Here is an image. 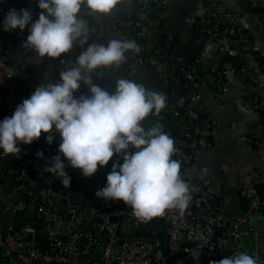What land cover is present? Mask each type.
Returning <instances> with one entry per match:
<instances>
[{
    "label": "built area",
    "instance_id": "1",
    "mask_svg": "<svg viewBox=\"0 0 264 264\" xmlns=\"http://www.w3.org/2000/svg\"><path fill=\"white\" fill-rule=\"evenodd\" d=\"M133 1L140 10L151 12L153 17L148 27L152 32H159L168 0ZM247 2L255 9L264 5V0ZM20 4V0H0V12L12 6L24 9ZM25 8L42 11L37 0H28ZM246 13L254 15L249 10ZM118 22L121 39L139 42L151 31L136 28L134 19ZM202 25V29H195L194 36L200 44H216L214 59L201 57L197 63L177 66L175 75L159 91L167 98L166 108L152 116L156 121L176 120L182 125L175 139L177 151L173 158L180 162L181 176L189 184L192 197L183 214L177 209L170 210L164 224L156 225L136 218L131 206L121 201L118 211L97 209L101 236L93 235L73 196L74 189L83 188L84 184L72 173L70 166L66 165L71 176L69 187L47 171V165L59 154L60 134L54 133L51 144L42 134L31 145L20 144L19 156L0 154L7 165L5 179L16 194L15 198L0 203V264H209L239 252H248L256 257L257 264H264V256L258 251H249L245 244L248 239L261 237L253 220L264 219V168L258 169L255 177L240 189L238 204L243 207L242 213H232L231 200L213 192V177L196 179L188 172L199 159L201 140L213 129V118L202 103L201 88L206 84L220 93H227L229 73L253 86L245 96L253 102L259 115L261 133L259 136L250 134L247 144L256 149L264 147V58L258 56L256 63L252 62V35L243 26V14L230 11L225 0H213ZM13 48L12 35L0 31V61L10 59ZM51 59L63 70L74 66L68 54ZM155 59L157 70L169 62L180 64L174 51L158 53ZM234 59H239V66L234 65ZM89 94L88 86L83 84L75 93L77 98ZM178 94L183 100L180 105L176 99ZM22 102L17 91L0 90V107L16 108ZM40 152H43L42 157L38 155ZM46 179L52 186L39 189L38 184ZM58 198L67 211L66 218L59 213ZM20 214L24 225L16 222ZM193 251H199V261L193 258Z\"/></svg>",
    "mask_w": 264,
    "mask_h": 264
},
{
    "label": "clouds",
    "instance_id": "2",
    "mask_svg": "<svg viewBox=\"0 0 264 264\" xmlns=\"http://www.w3.org/2000/svg\"><path fill=\"white\" fill-rule=\"evenodd\" d=\"M122 2L37 0L42 11L35 22L29 8L7 12L3 30L28 28L24 46L39 58H60L77 44L87 47L76 58L75 66L60 72L59 82L38 86L11 116L0 120V154L19 156L20 144L31 145L42 134L51 144L58 132L59 154L47 165V171L65 187L71 185L66 165L91 178L99 167L108 166L114 154L121 156L123 163L112 164L107 183L96 196L123 201L131 206L136 218L148 222L173 209L182 215L192 197L189 184L181 176L180 162L173 158L177 151L174 139L162 125L143 126L150 116L166 108V96L146 89L135 79L117 77L113 92L94 83V76L120 68L132 52L141 51L132 39L88 43L90 28L85 17L110 16ZM82 84L88 86L90 94L77 98L75 93ZM38 155L42 157L43 152ZM191 254L199 261V251ZM209 264H257V259L239 252Z\"/></svg>",
    "mask_w": 264,
    "mask_h": 264
},
{
    "label": "crops",
    "instance_id": "3",
    "mask_svg": "<svg viewBox=\"0 0 264 264\" xmlns=\"http://www.w3.org/2000/svg\"><path fill=\"white\" fill-rule=\"evenodd\" d=\"M168 2V6L163 11V23L159 32H152V28L148 27L149 20L153 17L151 12L140 10L133 0H123L110 16L91 14L85 17L90 28L89 44L90 42L106 44L110 38H121L117 29L120 25L117 20L119 18L134 19V23L138 22L137 28L144 27L151 30L147 32L145 39L137 42L141 49L139 53L132 52L120 68L105 72L99 77L94 76L95 84L113 92L117 77H123L135 79L148 90L160 91V88L175 75L177 66L190 64L192 55L197 51L201 52L202 57L205 55L215 57L216 44H200L194 36L196 26L203 24L208 18L213 0H168ZM225 5L230 11L243 14V26L252 35V62L256 63L258 56L264 58V12H254V15L246 13L247 0H225ZM13 8L12 6L6 12H0L1 33H9L18 39L14 55L8 60L0 61V90L6 92L15 90L24 100L29 98L38 86L59 82L62 70L51 58H39L32 49L24 46L29 34L28 28L12 32L3 30L2 22L7 12ZM84 11L87 13V9ZM31 14L35 22L39 18L40 11H31ZM83 47H87V44ZM80 48L79 44L75 45L73 50L67 53L74 62L81 53ZM168 50L177 54L180 64L169 62L163 69H155V55ZM226 81L227 93H220L206 84L201 88L202 103L206 113L213 118V129L204 138L208 143L200 145L199 159L188 169V172L196 179L213 177V192L231 200L232 213H242L243 207L238 204L239 192L248 180L255 177L258 169L264 168V147L256 149L247 144L250 134L259 136L261 133L259 115L253 108V102L245 96L253 86L249 81H243L232 73L226 76ZM176 99L179 105L183 101L180 94ZM15 109L11 105L0 107V120L11 116ZM157 124L162 125V130L175 142L182 127L181 123L176 120L160 122L152 116L143 122L146 129ZM116 162L123 163L122 157L114 155L108 166L99 167L91 178L84 177L81 170L70 166L72 173L84 184L83 188L74 189V199L84 216L88 230L95 236H101L97 227V209L111 205L112 210L118 211L122 207L121 201L104 200L96 196V191L106 185L107 175L112 171V164ZM6 169V163L0 159V203L2 204L16 197L5 179ZM50 186L52 182L49 179L38 184L39 189ZM54 190L56 192L58 189ZM57 200L59 213L66 218L67 211L61 206L59 198ZM253 225L261 237L248 239L245 244L249 251H258L264 256V219H254Z\"/></svg>",
    "mask_w": 264,
    "mask_h": 264
},
{
    "label": "trees",
    "instance_id": "4",
    "mask_svg": "<svg viewBox=\"0 0 264 264\" xmlns=\"http://www.w3.org/2000/svg\"><path fill=\"white\" fill-rule=\"evenodd\" d=\"M21 1V4H20V8L22 7V8H25V6H26V3H27V1L28 0H20ZM248 10L250 11V12H258V13H263L264 12V5L263 4H260L259 5V7L258 8H251L250 6H249V4H248ZM117 20H119V21H125V19H122V18H119V19H117ZM134 26L137 28L138 27V22H136V23H134ZM202 24H198L197 26H196V28L195 29H197V28H199V29H202ZM17 38L15 37V36H12V42H13V44H14V48H13V50H11L12 51V55H14V50H15V44H16V42H17ZM4 54H5V52H4ZM12 55H11V57H12ZM202 57V54H201V52L200 51H197L194 55H192V57H191V62H190V64H192V63H197L198 62V60L200 59ZM223 63V62H222ZM233 63H234V65L235 66H239L240 65V63H239V59H234L233 60ZM61 70L63 71V67H61ZM13 165V164H12ZM15 165V164H14ZM151 222H153L154 224H156V225H161L162 226V224H164V222H165V215L164 216H161V217H157V218H154L153 220H151Z\"/></svg>",
    "mask_w": 264,
    "mask_h": 264
},
{
    "label": "water",
    "instance_id": "5",
    "mask_svg": "<svg viewBox=\"0 0 264 264\" xmlns=\"http://www.w3.org/2000/svg\"><path fill=\"white\" fill-rule=\"evenodd\" d=\"M86 49V47H81L80 49H79V51L80 52H82L83 50H85ZM205 57L206 58H210V59H214V57L213 56H209V55H205ZM208 143V140L207 139H202L201 140V145H204V144H207ZM115 155V154H114ZM111 209V205H107V206H105L104 207V210H107V211H109ZM113 221H115L114 219H113ZM17 224L18 225H24V222H23V215L22 214H20L18 217H17ZM31 223L32 224H34V225H40V223L39 222H37V221H31ZM105 242H107V240L105 239Z\"/></svg>",
    "mask_w": 264,
    "mask_h": 264
},
{
    "label": "rangeland",
    "instance_id": "6",
    "mask_svg": "<svg viewBox=\"0 0 264 264\" xmlns=\"http://www.w3.org/2000/svg\"><path fill=\"white\" fill-rule=\"evenodd\" d=\"M126 229H127V225H126V227H125L124 231H126Z\"/></svg>",
    "mask_w": 264,
    "mask_h": 264
}]
</instances>
